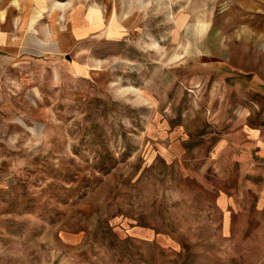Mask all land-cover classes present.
<instances>
[{"label":"rangeland","instance_id":"rangeland-1","mask_svg":"<svg viewBox=\"0 0 264 264\" xmlns=\"http://www.w3.org/2000/svg\"><path fill=\"white\" fill-rule=\"evenodd\" d=\"M75 1L0 39V264H264V0Z\"/></svg>","mask_w":264,"mask_h":264},{"label":"crops","instance_id":"crops-1","mask_svg":"<svg viewBox=\"0 0 264 264\" xmlns=\"http://www.w3.org/2000/svg\"><path fill=\"white\" fill-rule=\"evenodd\" d=\"M66 3L57 0L55 3L49 0H0L3 9V11L0 9V39L3 37L2 34H30L33 31L37 34H45L44 31L49 29L50 21L46 8H51V13L56 7L67 9L63 34H82L88 24L91 26L94 24L95 19L89 22L88 18H83L82 3H76L75 0H67ZM59 4L65 5L58 7ZM45 19L46 22L43 21ZM96 20L99 21L97 18ZM50 29L53 34H57V28L53 24L50 25Z\"/></svg>","mask_w":264,"mask_h":264},{"label":"bare ground","instance_id":"bare-ground-1","mask_svg":"<svg viewBox=\"0 0 264 264\" xmlns=\"http://www.w3.org/2000/svg\"><path fill=\"white\" fill-rule=\"evenodd\" d=\"M214 1H219V0H214ZM240 4H242L243 8L241 7L240 9L237 8V10H234L233 8L231 9H226L225 11H223L218 17L217 20L215 21H222L224 19V14H228V22L229 24L226 26V31L229 30V27L231 26L230 24H232L233 22H238L241 19L243 20V18L241 17V13L244 10V8H252L255 4V0H240ZM235 7V6H234ZM248 25L250 24V22H247ZM193 26V25H192ZM204 29V25H200L199 27V31L202 33V30ZM232 33H236L240 36H243L245 38H248V34H252L248 32V29L246 27H240L239 29L230 31ZM219 34H222L221 31Z\"/></svg>","mask_w":264,"mask_h":264}]
</instances>
